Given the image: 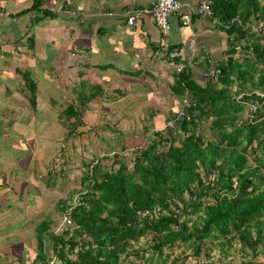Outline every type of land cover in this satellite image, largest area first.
<instances>
[{
    "label": "trees",
    "instance_id": "16d2710c",
    "mask_svg": "<svg viewBox=\"0 0 264 264\" xmlns=\"http://www.w3.org/2000/svg\"><path fill=\"white\" fill-rule=\"evenodd\" d=\"M208 1V20L216 21L211 26L226 35L225 58L213 62L198 51L199 75L186 60V49L168 59L157 46L168 63L182 64L173 69L169 84L170 95L179 98L174 112L167 113L148 143L136 146L130 165L116 151L83 161L76 200L70 193L54 207L69 223L59 231H53L49 218L35 225L32 264H56L49 252L58 264H191L183 259L188 254L200 264L212 249L230 259L210 264H233L236 253L242 257L237 264H251L264 253V97L254 93L264 92V0ZM39 9L34 0L26 11ZM54 15L41 9V16ZM232 18L236 21L229 23ZM256 24L262 29L256 31ZM179 47L169 44L167 50ZM240 93H248L242 100L256 105L252 122L245 117V104L236 100ZM183 97L189 99L187 120L175 118ZM80 98V104L70 102L59 112L65 136L81 134V104L92 97ZM168 120L171 126L165 125ZM203 122L208 139L199 131ZM106 159L108 168L102 163ZM142 237H149L147 255L137 244ZM176 246L181 249L172 254Z\"/></svg>",
    "mask_w": 264,
    "mask_h": 264
},
{
    "label": "crops",
    "instance_id": "0c3cea01",
    "mask_svg": "<svg viewBox=\"0 0 264 264\" xmlns=\"http://www.w3.org/2000/svg\"><path fill=\"white\" fill-rule=\"evenodd\" d=\"M33 1L0 0V135L5 136L8 145L20 143L18 151L31 150L35 132L30 127L34 126L35 131L39 123L52 127L55 122L58 126L64 119L59 116L60 110L70 102L80 104V95L84 97L81 92L92 97L81 104L82 108L91 102H99L101 107L114 103L120 108L126 103L129 110L132 101L141 107L143 102L162 100L155 93L159 85L170 92L174 64L157 51L161 34L152 18L142 13L154 0H38V12L26 11ZM44 8H51L55 15L41 16ZM128 15H133L131 24L126 23ZM168 23V44H180L187 50L192 40L195 50H204L208 57L222 53L225 58L223 41H218V37L223 36L226 42V35L212 27L208 17L196 16L189 25L182 26L177 16L171 15ZM185 52L186 60L191 59L193 66L195 55ZM85 111L86 108L82 121ZM8 145L4 146L13 150ZM1 150L0 249L5 258H17V264H23L13 253L26 244L30 247L32 241L35 248V224L25 238L6 237L20 219L14 221V211L9 215L4 212L18 204V197L31 185L24 173H18L26 171V167L2 158Z\"/></svg>",
    "mask_w": 264,
    "mask_h": 264
},
{
    "label": "rangeland",
    "instance_id": "374dc122",
    "mask_svg": "<svg viewBox=\"0 0 264 264\" xmlns=\"http://www.w3.org/2000/svg\"><path fill=\"white\" fill-rule=\"evenodd\" d=\"M220 39L223 41V49H227L228 44L224 41L223 36L218 37V41ZM187 52L188 55L194 54L195 57H197V63L201 62V55H198L197 49L192 52L190 48H187ZM210 59L215 62L217 59H224V56L222 53H219L215 57H210ZM193 65L194 68L197 69L196 73L201 70L195 67L196 64ZM194 68L193 70H195ZM198 73L200 75L201 72ZM196 80L198 81V79ZM155 93L159 94L157 97L163 99L154 100L155 103L143 102L141 103V107L135 106L133 104L135 101H132V109L130 110L126 109V107H129L126 103L123 104L124 108H120L118 104L114 103H110L108 106L103 107H101L99 102L87 103L83 107L87 110L85 111V119H83V123H87V126L85 124L78 128L81 131L80 135L74 133V135L65 136L64 133L67 134V130L66 128L64 130V127L61 126V122L64 121V119H61L58 126H56L55 122H53L52 127L39 123V125H36L35 131L33 130L34 126H32L30 129L32 132H35L33 138L35 140V145H32L33 148L27 152L22 150L18 151L19 148L17 146L21 145L20 143L14 142L12 146L8 145L9 143L5 140V136L0 135V148H2L1 157L4 159H13L11 162L15 165L23 164L26 167V171L18 170V173H24V179L31 185L30 187L27 186L25 189L26 192L18 197L20 198L18 204L13 205L11 207L12 209H9L8 212H4L5 215H9L12 213L11 211H14L13 213H16L14 221L20 219L17 227L15 229H10L12 234L6 235V237H17L18 235L20 238H25L27 232H30V227H33L34 224L36 225L45 218H49L52 221L51 228L53 231L62 229L64 226L61 224L62 215L60 216L58 211L54 208L55 203L59 199H66L70 193H73V198H71V200H76L74 191L78 190L80 186V166L83 161L94 160L96 157L102 159L105 156H109L111 152L116 151L120 156L123 155L124 162L130 165L132 151H134L136 146L148 143L151 140L153 137L152 133L157 128L162 127L163 118L167 113H170V110L174 112L176 103L179 100V98H174L169 94L170 92L167 91L166 86L162 88V85H159ZM81 94L83 96H88V93L85 92H81ZM133 96L134 94L131 95V97ZM158 108L159 110L155 117H151V109ZM130 114L131 118H126L127 115ZM241 117H244V112L241 113ZM125 119L129 120L126 121ZM110 126L115 129V132L109 129ZM8 129L11 130L10 127H8L7 130ZM199 131L203 139H208L210 136L207 122L202 123ZM5 144L12 147L14 151L4 146ZM121 146H125V149L121 150ZM6 162L7 161H4V163ZM102 163H104L107 168L110 165L108 159L102 160ZM113 167H116V165H113ZM48 181L51 185L48 184ZM32 185H34L35 189L32 188ZM0 201H2V196L0 197ZM17 209L19 210L17 211ZM8 223L10 224V222ZM16 239H18V237ZM28 241L30 242V239H28ZM137 244L146 248L145 255L151 251L149 237L140 238ZM14 246L17 247L19 244H15ZM32 246H34V241L30 242V247L26 244V247H24L25 249L20 247L21 250H19V252L17 250L18 253L15 252L13 255L20 257L19 260H21L23 264H32L35 252V248H32ZM180 249L181 246H176L172 254L178 253ZM1 250L2 249H0L1 263L17 264V258H12L7 255L6 259L1 253ZM186 253H189V251L187 250ZM49 256L51 257V261L58 264L53 253L49 252ZM216 258H220L222 261L227 262L230 256L223 257L216 249H212L209 255L204 257L203 262L200 264H210V261ZM183 259L186 263H195L194 257L190 254ZM240 259H242V257L240 254L236 253V255L232 257L233 264H237ZM251 264H264V253L260 252L258 255L252 257Z\"/></svg>",
    "mask_w": 264,
    "mask_h": 264
},
{
    "label": "built area",
    "instance_id": "2783aa9c",
    "mask_svg": "<svg viewBox=\"0 0 264 264\" xmlns=\"http://www.w3.org/2000/svg\"><path fill=\"white\" fill-rule=\"evenodd\" d=\"M187 1V0H185ZM185 7L187 10L182 11L181 8ZM51 9V8H49ZM142 13L149 15L152 18V21L154 23V26L157 28L159 33L161 34L162 41L160 43L161 51L166 52L165 55L168 59H173L174 57H179L180 53H182L183 48L179 47L176 49H172L171 51L167 50L168 43L167 36L169 35V23L168 18L171 15L177 16V20L180 22L181 25L187 26L191 22V16H203L210 18L212 16L210 4L208 0H197L196 3H186V2H179V0H154L151 6L147 9H143ZM134 18L133 15H128L126 17V23L131 24L133 22ZM233 21H236L235 18L230 19L229 23H232ZM211 23H216L214 19L211 20ZM253 28L257 31L259 29L258 24L253 25ZM165 40V41H164ZM188 48L193 52L195 50L194 45L195 41L188 42ZM182 67L181 63H178L175 65V70L179 71ZM216 73L211 72V76L215 75ZM255 94L264 97V92H258L254 91ZM248 93H240L236 96L237 101H241L245 104L246 109V116L247 121H253V115L256 111V105L253 102H246L243 101L241 96L246 95ZM189 107V99L187 97H183L179 103V108H177L175 113L176 119H188L189 115L185 111V109ZM261 120H263L264 124V116L260 117ZM172 121L168 120L166 121V126H171ZM61 224H68L69 220L66 216H62Z\"/></svg>",
    "mask_w": 264,
    "mask_h": 264
},
{
    "label": "clouds",
    "instance_id": "9594fccd",
    "mask_svg": "<svg viewBox=\"0 0 264 264\" xmlns=\"http://www.w3.org/2000/svg\"><path fill=\"white\" fill-rule=\"evenodd\" d=\"M184 51V50H183ZM187 51V50H186ZM194 52V51H193ZM164 123H166V121H164Z\"/></svg>",
    "mask_w": 264,
    "mask_h": 264
}]
</instances>
